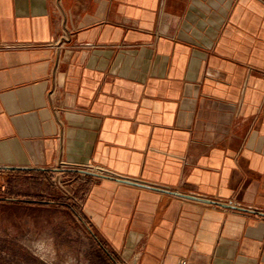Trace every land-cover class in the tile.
<instances>
[{
	"label": "crops",
	"instance_id": "0c3cea01",
	"mask_svg": "<svg viewBox=\"0 0 264 264\" xmlns=\"http://www.w3.org/2000/svg\"><path fill=\"white\" fill-rule=\"evenodd\" d=\"M4 204L126 262L264 264V0H0Z\"/></svg>",
	"mask_w": 264,
	"mask_h": 264
},
{
	"label": "rangeland",
	"instance_id": "374dc122",
	"mask_svg": "<svg viewBox=\"0 0 264 264\" xmlns=\"http://www.w3.org/2000/svg\"><path fill=\"white\" fill-rule=\"evenodd\" d=\"M57 179L53 177L50 182L55 200L72 205L60 187L65 184ZM0 264L125 263L115 254L104 253L84 221L60 206L30 210L19 204H4L0 207Z\"/></svg>",
	"mask_w": 264,
	"mask_h": 264
},
{
	"label": "built area",
	"instance_id": "2783aa9c",
	"mask_svg": "<svg viewBox=\"0 0 264 264\" xmlns=\"http://www.w3.org/2000/svg\"><path fill=\"white\" fill-rule=\"evenodd\" d=\"M90 169L94 170V171H97L99 173H105V171L101 168V167H93L91 165L88 166ZM58 183H62L61 180H57ZM60 187L62 188V190L64 191V195L65 196H68L71 198L72 200V204L74 205H80V199L77 198L76 196H72V194L70 192H68L67 189L63 188V186L60 185ZM136 258H134L131 262H126L124 261L125 264H136ZM184 264V263H182Z\"/></svg>",
	"mask_w": 264,
	"mask_h": 264
}]
</instances>
